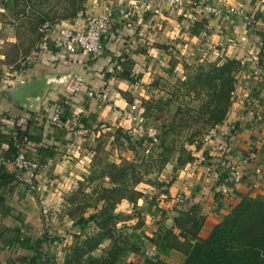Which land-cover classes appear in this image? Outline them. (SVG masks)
Wrapping results in <instances>:
<instances>
[{
	"label": "crops",
	"instance_id": "1",
	"mask_svg": "<svg viewBox=\"0 0 264 264\" xmlns=\"http://www.w3.org/2000/svg\"><path fill=\"white\" fill-rule=\"evenodd\" d=\"M5 1L0 0V15L5 12ZM130 1L133 0H96L91 2L89 7L91 11L98 13L107 8L115 10L121 6L125 7ZM203 1L207 2L205 4L221 10L237 8L243 14L223 11L222 15H213L202 11L197 15L196 19L198 20H195L193 11H196V8H184L183 6L175 16V13L166 6L165 0H148L150 4L146 8L137 3L139 9L135 11L134 18L129 22L115 14L114 24L104 39L105 50L97 59H93L86 53L69 54L55 42V37L52 34H40L37 46L29 52L28 56L25 55V60L29 59L25 69L18 77L30 76L33 71L53 74L56 70L75 75V78L67 87L62 86L54 91L55 96H52L50 102L46 103L37 113L29 112L0 92V147L2 150L7 149L9 134L13 132L15 124L20 121L25 127H28L32 136L29 151L39 163L37 188L33 191H30L16 178L6 184H3V180L0 179V264H23L22 257H32L31 254L34 253L31 252L32 249H27L22 244L27 239L29 241L31 238L33 243L37 241L44 244L46 242L47 236L45 235L50 232L46 229L48 224L43 219L46 213L45 203L48 201L46 198H49L52 193L51 187L53 186L54 194L58 184L67 177L68 169L73 167L70 159L73 154H77L79 142L82 139L72 136L71 129L79 126L85 132H89L91 127L97 123L117 120L124 115L130 116L132 105L138 104L140 101L139 94L136 93L138 87L132 83L129 77L122 76L119 69L122 64L126 65L122 60L124 57L127 58L128 68L134 69L135 72L138 71V74L143 70L141 64L144 56L136 51L141 45L148 44L153 51L157 49L156 54H153L154 57L162 55L165 48H170L169 51L174 50L178 54L192 53L194 50L195 52L201 51L200 54L202 52H216V54L225 52L228 54L233 51L234 55L238 53L237 55L244 61L250 55V58L254 55L259 59V61L253 62L256 66H252L256 73L255 79L252 83L250 82L251 84L242 87L244 96L238 100L234 107L236 111L233 112H246L248 109L246 104L250 98L252 106L258 105H255L256 108H254V116L256 115L258 118L236 125L237 130L234 129L229 141L226 138L229 130L224 129L220 135H222V139L224 138L225 147L221 148L217 143L216 146L208 148L210 155L228 156L227 162L238 161L252 151L256 152L257 159L247 167L246 173L231 176L226 188L213 183L211 177L208 176L209 173L203 170L201 177L195 176V179L189 182L187 194L180 197L178 201H174L175 206L157 204V210L152 214L151 233L148 230L146 234L152 236L154 233L160 232L164 225L167 226V230L179 233L181 229L175 225L174 218L183 217L184 213L182 212L193 215L192 212L202 209L201 214L205 217V222L198 236L206 238L214 226L244 196L264 194V180L262 187L255 188L253 186L258 178L255 168L260 166L264 172V0ZM247 16L253 18L251 23ZM191 19L192 28H189L188 21ZM196 21L199 28L197 33L193 31ZM60 24L80 29L84 27L85 20L75 18ZM12 28V25L4 22L0 16V87L4 81L16 78L14 69L16 66L13 65L19 58V55L15 54L18 49L7 46V43H14L16 37L15 33H12ZM13 52L14 59H12ZM164 55L166 54L164 53L162 56ZM77 77L83 78L86 87L78 94L72 95L70 90L76 84ZM90 90L96 91L97 95L89 97ZM124 94H129L133 101L128 103ZM65 99L68 101L65 110L70 112L69 116H64L68 126H53L49 122L51 108L55 103L63 102ZM139 108L138 105V110ZM80 119H83L82 122ZM2 160L4 161L0 162V166L2 165L8 173H14L12 164L8 160L3 158ZM213 165L221 171L225 170V167L220 163H213ZM192 206H196V209L190 212ZM169 218L173 220L171 228L166 223ZM60 227L59 224H56L53 230ZM51 241L49 240V244ZM57 241L53 242V246L60 248L63 241ZM191 241L194 242V240ZM142 243H144L143 247L145 246L144 251H154L156 256L144 259L143 252L130 254L123 264L142 262L151 264L155 258L165 259L163 261L169 264L183 263L184 254L179 249H169L167 257L164 256L167 254L157 249L154 242L146 240ZM40 248L43 249L41 245Z\"/></svg>",
	"mask_w": 264,
	"mask_h": 264
},
{
	"label": "rangeland",
	"instance_id": "2",
	"mask_svg": "<svg viewBox=\"0 0 264 264\" xmlns=\"http://www.w3.org/2000/svg\"><path fill=\"white\" fill-rule=\"evenodd\" d=\"M94 1L87 0L83 9L69 20L82 18L86 21L94 13L89 7ZM143 1L149 6L148 0ZM5 3V12L0 16L4 22L12 25V33L16 35L14 43H7L8 47L18 49L15 54L19 58L13 65L16 69L37 46L40 34H47L43 30L44 24L62 23L65 20L60 19V15L71 11L66 12L64 8L68 0H6ZM205 3L202 0H183L180 7L170 11L177 16L183 6L194 9L201 8V4ZM201 12L193 11L194 19ZM191 22L192 19L188 21L189 28H192ZM197 23L193 27L195 33L199 31ZM149 49L148 44L136 49L144 56L141 64L143 70L139 74L128 68V61L119 69L122 76L129 77L138 87L135 88L139 94V110L131 108L130 116L97 123L89 132L86 131L87 136L81 137L77 154L70 159L73 167L68 169L67 177L58 184L54 194L51 187L52 193L46 198L48 201L43 216L48 224L46 229L50 232L45 235L46 242L40 243L43 249L40 248V252L31 251L35 253L31 256L38 261L36 264H86L89 255L88 251L85 252L86 242L99 238L107 231L113 233L114 239H103L91 252L92 256L101 260L108 257L116 238L123 246L116 264H123L130 254H137L135 252L144 253L142 242L146 232L153 227L152 214L156 212L157 204L175 206L174 201L187 194L189 182L195 176L201 177L203 170L207 173L202 158L209 147L219 144L224 129L232 128L234 123L239 125L240 121L258 118L254 116L257 104L248 108L253 113L248 119L240 118L247 115V111L233 113L238 100L244 96L242 87L255 79L252 66H256L253 62L259 59L254 55L244 61L233 51L228 54H200L201 51L194 50L192 53L178 54L165 48L163 51L166 55L162 56L163 53L154 57L157 49ZM231 60L236 62L233 71L235 88L226 117L219 123H213L212 113L209 112L213 107L208 108V104H213L216 98L209 95V88H203L198 76L201 73L206 75L215 64L222 65ZM124 98L128 103L133 101L129 94H124ZM248 102L253 105L250 98ZM133 112L137 115L136 120H133ZM253 152L248 155L251 156ZM201 210L192 212L190 222L186 224L189 234L196 231L198 236L203 227L205 217ZM93 215L104 224L103 229L94 223L81 227V218L90 220ZM56 224L61 227L54 231ZM157 236L156 232L155 241ZM53 237L65 239L60 248L53 246ZM49 240H52L50 244ZM37 243L34 242V245L37 246ZM81 253L84 255L80 259Z\"/></svg>",
	"mask_w": 264,
	"mask_h": 264
},
{
	"label": "trees",
	"instance_id": "3",
	"mask_svg": "<svg viewBox=\"0 0 264 264\" xmlns=\"http://www.w3.org/2000/svg\"><path fill=\"white\" fill-rule=\"evenodd\" d=\"M86 1L87 0H68V4L64 8L66 12H71L60 15V19L68 21L70 18L75 17L78 12L83 9ZM56 5L57 4L53 6ZM55 18L59 17L55 16ZM126 61L127 58H125L123 63ZM235 63V60H231L222 65L215 64L206 72V75L201 73L198 76V81L199 83L202 82L201 85L203 88H209L211 90L209 95L216 98L213 104H208V108H211V106L213 107L212 110H209V112L212 113L211 120L213 123H219L226 117L230 104V97L235 88L233 84ZM66 115H70V112L67 110H65L64 116L66 117ZM82 120L83 119H80L81 122ZM232 133L233 131H230L228 136H226L227 141L231 140ZM9 136L10 139L7 149L2 150L0 147V158L5 160L12 158L17 152L19 148L17 140L19 138L27 136L30 141L32 140L28 127H25L20 121L15 124L13 132H11ZM206 156L210 163H220L225 167L224 171H226L225 164L228 160V156L222 155L217 157L210 155L208 151L206 152ZM0 179L3 180V184L12 182L15 179V171L14 173H8L1 165ZM192 207L190 212L196 209V206ZM182 213H184L183 217L174 218L175 225L181 229L179 233L167 230V226L164 225L160 229V232H157L158 239L156 241V233H154L152 236L146 234V238L143 237L145 238L144 242L146 240L154 242L157 245V249L163 251L165 254L169 253V249H179L183 251L184 260L182 264H264V194L244 196L224 219L214 226L213 230L206 238H198L196 231L189 234L190 232L186 224L190 222L191 215L190 213ZM90 220L93 221L90 222ZM90 220L81 218V227L84 228L89 223H94L103 229L104 224L101 221L99 222L95 215L91 216ZM113 237V233L107 231L103 232L99 238H91L88 240L86 242L87 250L85 252L88 251L87 253H89V255L86 264H116L120 258L119 254L123 249V246H121L117 238L113 242V248L109 251L108 257L101 260V258L91 255V252L101 244L103 239H112ZM30 239L29 241L28 239L25 242L23 241L22 244L27 249H33L39 252L41 250V244L37 243V246H35L36 244L34 245ZM186 239L189 240L187 241ZM190 239L194 240V242L190 241ZM7 240L9 239L7 238ZM56 240H58L57 242L65 241V239L62 238L53 237V241ZM139 249L141 250V246ZM135 253L138 254V252ZM84 254L81 253L79 255L80 259ZM21 261L23 264H36L38 262L33 256H24ZM71 262L72 261H69V263ZM151 264L169 263L160 258H155Z\"/></svg>",
	"mask_w": 264,
	"mask_h": 264
},
{
	"label": "built area",
	"instance_id": "4",
	"mask_svg": "<svg viewBox=\"0 0 264 264\" xmlns=\"http://www.w3.org/2000/svg\"><path fill=\"white\" fill-rule=\"evenodd\" d=\"M137 3H142L145 6H148L146 2L143 0H133L125 7H118L115 10L113 8H107L106 10L98 13H93L88 18H86L85 25L83 28H73L63 26L60 23H46L44 24L43 30L47 33L52 34L55 37V42L60 44L62 48H64L69 54L77 55L80 53H86L90 55L93 59H97L105 50V37L109 34L112 25L114 24V16L118 14L122 20L129 22L135 15V11L139 9ZM166 6L169 9H175L180 7L183 4V0H165ZM200 7V6H198ZM146 8V7H145ZM197 10H202L207 12L208 14L213 15H222L223 11L231 12L234 14H243V12L239 11L237 8H229L226 10H221L215 8L208 4H201V8H196ZM198 16L195 17V19ZM247 19L252 21V17L247 16ZM29 58L22 62L18 68L15 69V76L18 77L25 69L26 62ZM122 60H125L123 57ZM85 82L82 77L76 78V84L73 86L70 93L72 95L78 94L83 88H85ZM1 92V91H0ZM89 97H95L97 92L94 90H90L88 92ZM68 101L65 99L63 102L55 103L51 108L49 122L51 125L56 127H67L68 122L64 120L65 107ZM248 108L252 107V104L248 102ZM133 110H138L137 104L132 105ZM252 111L247 109V115L240 116L241 119H248ZM133 120L137 119V115L132 114ZM235 122V121H234ZM231 125V122H229ZM236 123H234L233 127L235 129ZM230 128V127H229ZM232 128L228 129L232 131ZM72 136L75 137H83L87 136V133L80 128L79 126L71 129ZM15 136V134H14ZM224 139V138H223ZM221 139L219 142V146L225 147V141ZM18 142V150L13 155L12 158L8 159V161L12 164L15 170V178L24 184L30 191H33L37 188V172L39 169V163L35 159V157L30 153L31 141L27 136H23L17 140ZM251 156L248 154L243 156L238 161H228L226 163V171H221L217 169L213 164L208 161L207 156L203 157L202 160L204 162V166L211 177L213 183L220 185L222 188H226L228 185L231 176H237L241 173L247 172V167L251 164L252 160L257 159L256 152L251 153ZM4 160L0 158V162L2 163ZM258 178L256 182H254L253 186L255 188L262 187L264 180V172L260 166L255 169ZM1 220V215H0ZM144 259L146 258H154L156 254L154 251L146 250L144 252ZM139 264H146L145 262Z\"/></svg>",
	"mask_w": 264,
	"mask_h": 264
},
{
	"label": "water",
	"instance_id": "5",
	"mask_svg": "<svg viewBox=\"0 0 264 264\" xmlns=\"http://www.w3.org/2000/svg\"><path fill=\"white\" fill-rule=\"evenodd\" d=\"M74 78L75 75L56 70L53 74L33 71L30 76L4 81L0 91L29 112L37 113L42 110L46 103L50 102L52 96H55L54 91L62 86L67 87ZM166 223L173 227L171 218L167 219Z\"/></svg>",
	"mask_w": 264,
	"mask_h": 264
}]
</instances>
